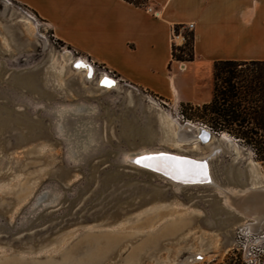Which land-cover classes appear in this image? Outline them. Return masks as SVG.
<instances>
[{"label":"rangeland","instance_id":"rangeland-1","mask_svg":"<svg viewBox=\"0 0 264 264\" xmlns=\"http://www.w3.org/2000/svg\"><path fill=\"white\" fill-rule=\"evenodd\" d=\"M31 14L0 0V264H174L198 253L204 257L197 264H264V224L258 235H246L239 223L229 227L236 219L216 210L220 202L211 190L173 194L119 160L159 147L210 155L196 141L177 144L163 119L170 114L180 125L192 124L194 134L212 131L194 116L197 106L170 104L114 73L117 87L98 89L108 69L56 40ZM184 51L189 60L190 48ZM76 59L94 63L89 80L74 69ZM197 82L202 94L213 95V73H200ZM64 108L91 115L102 131L101 144L84 161L68 160L60 137L65 126L54 132V114ZM229 130L237 156L229 158L232 148L220 143L222 151L209 159L213 180L226 187L234 178L244 186L248 177L264 186V161L233 136L235 127Z\"/></svg>","mask_w":264,"mask_h":264},{"label":"crops","instance_id":"crops-1","mask_svg":"<svg viewBox=\"0 0 264 264\" xmlns=\"http://www.w3.org/2000/svg\"><path fill=\"white\" fill-rule=\"evenodd\" d=\"M52 36L127 84L202 106L198 76L218 61L264 62V0H12ZM194 25V59L174 60L173 29Z\"/></svg>","mask_w":264,"mask_h":264},{"label":"bare ground","instance_id":"bare-ground-1","mask_svg":"<svg viewBox=\"0 0 264 264\" xmlns=\"http://www.w3.org/2000/svg\"><path fill=\"white\" fill-rule=\"evenodd\" d=\"M30 24L34 27L35 25L33 22L29 21ZM36 37V36H35ZM64 58L66 61H71L72 56L70 53L64 54ZM74 69L76 71H83L85 73L86 80H89L94 75V67L86 60L84 59H76L74 62ZM118 85L117 81L107 75L102 74V76L98 80V89L103 91H111L114 88H116ZM79 112L80 110H69V109H59L56 112V121L54 123V128L59 129V131L62 130V128L65 126L66 131L65 133L61 134V138L63 139L65 145L67 146V152L69 154V161L76 162L81 161L82 158H84L86 155L92 153L98 146L100 141L102 140V134L100 131V127L95 125L94 120L92 119L91 115L84 116L81 115ZM72 117L73 121L68 123L69 125L66 126L63 122L66 118ZM70 118V119H72ZM164 120L168 122L169 127L171 128L173 132L172 139L178 144L182 143L184 141H196L197 143L203 144L206 147L211 148V154L204 156V157H196V156H189L180 152H175V155H183V156H189L197 160H203L205 161L204 164L198 163V164H190V163H180L178 160H171L167 157V159H159L152 162L153 169L157 171H161L163 173H168V175H172L174 177H182V178H190L192 180H204L202 173L206 172L207 177L209 178V181L207 183H199L197 185H194V187H205V188H211L214 190L220 197H222L223 204L229 207L232 210H236L240 215L245 214V212H249L248 210H245L243 206H236L235 203H233V199L239 195L244 194L248 191H264V186H254L253 184L249 186H244L242 188L236 186H226L223 187L221 184L216 183L213 180L212 173H211V167H210V157L217 153L219 150L222 151V147L220 143H216L215 139L213 138L210 130H207L203 127L202 131L204 132L200 137V134L202 131L200 128L197 129V133H193V129H196L194 125L186 123L185 125H180L177 120L173 119V117L170 114H166V116L163 118ZM56 131V130H55ZM57 134V133H56ZM210 134V139L206 140L205 135ZM222 136V141L220 142H226L232 150L236 151L235 144L236 142L233 141L229 136L226 134H220ZM218 147H216V146ZM179 146V145H178ZM161 150V152H171V150H167L164 148L159 149H153V148H146L141 149L133 154L128 153L123 156V161L129 162L132 164V159H135L136 157H142L148 154H154L158 153V151ZM72 159V160H71ZM203 177V178H202ZM165 180V179H163ZM188 185V184H186ZM173 189L175 192H181L182 185L173 183ZM256 199L252 201L253 204H256V202L260 203V200ZM251 202V201H250ZM262 204H264V201H261ZM52 202H49L48 204H45L44 207L47 205H51ZM261 207H258V204H256L251 211H258ZM239 223V224H238ZM239 230L244 232L246 235H258V233L262 230L264 220L259 221L254 218V220H243L240 222H237ZM203 253L194 254L188 258H186L184 261H178L174 264H197L201 260H203Z\"/></svg>","mask_w":264,"mask_h":264},{"label":"trees","instance_id":"trees-1","mask_svg":"<svg viewBox=\"0 0 264 264\" xmlns=\"http://www.w3.org/2000/svg\"><path fill=\"white\" fill-rule=\"evenodd\" d=\"M125 1L139 4L137 0ZM191 36L184 47H173L174 60L193 61L194 38ZM185 48H190L189 60L183 58ZM195 113L194 116L206 121L213 132L226 134L229 127H235L233 136L255 149L264 161V62H215L212 100L195 107Z\"/></svg>","mask_w":264,"mask_h":264},{"label":"water","instance_id":"water-1","mask_svg":"<svg viewBox=\"0 0 264 264\" xmlns=\"http://www.w3.org/2000/svg\"><path fill=\"white\" fill-rule=\"evenodd\" d=\"M55 117H56V113L54 114ZM70 122V121H69ZM68 122V123H69ZM200 130L202 131V128H200ZM54 132L56 134V131H55V128H54ZM213 138L215 139V142L216 143H222L220 141H222V136L220 135V133H216V132H212L210 131ZM204 132L202 131V133L200 134V137L202 136ZM57 135V134H56ZM206 136V140H209L210 139V134L209 135H205ZM202 140H205L203 139V137H201ZM101 144V142L99 143V145ZM236 146V144H235ZM160 148V147H159ZM97 149V148H96ZM95 149V150H96ZM94 150V151H95ZM232 150V149H231ZM233 151V152H232ZM232 154L229 155V158H233L235 159L236 156H237V153L236 151L232 150ZM135 153V152H133ZM131 153V154H133ZM175 152L174 151H171V152H161V150L158 151V153H154V154H148V155H145V156H152V157H167L171 160H178L179 162H188L190 164H198V163H202L204 164L205 161L203 160H197V159H194L192 157H189V156H183V155H175L174 154ZM184 153V152H182ZM91 154V153H90ZM86 155L84 158L81 159V161H84L85 159L88 158V156L90 155ZM186 155H189L187 153H184ZM123 156L124 155H121L119 157V160L122 164H125L126 166L130 167L132 169L133 172L137 173V174H141V175H144L146 176L147 178L149 179H154L155 182H158V184L162 185V186H166V187H169L170 190L172 191L173 194H178V192H175L174 189H173V183H176V184H181L182 185V188H181V193L187 191V190H190V189H206V190H211L215 197L219 200L220 202V208L216 209L218 212H223L227 217H229L228 219L232 220V219H236V221H231V225H229V227H232V225L234 223H237V222H240V221H243V220H254L257 219L259 221H263L264 220V204L261 203V201H264V191H248V192H245L244 194L242 195H239L237 197H235L233 199V203H235L236 206H243V208L245 210H248L249 212H245V214L243 215H240V213H238L236 210H232L230 209L229 207H227L226 205L223 204V201H222V197H220L214 190H212L211 188H205V187H194V185H197L199 183H207L209 181V178L207 177V179L203 178L204 180L202 179H198V180H192V179H188V178H182V177H174L172 175H168V173H163L161 171H157L151 167H142L141 164H138L137 163V160H140L142 157H136L135 159H132V164L129 163V162H125L123 161ZM248 167V164L246 165ZM165 179V180H163ZM246 181H248L244 186H249L250 185V179L247 177ZM231 182H233L232 184L229 183L227 185L229 186H238L240 188L244 187V186H240L238 185V183L236 182V180L234 178L231 179ZM235 183V184H234ZM188 184V185H186ZM257 201V199L260 200V203L259 202H256V204H258V207L260 206L261 209L258 210V211H251V209L256 205V204H253L252 201L255 200ZM258 200V201H259ZM251 201V202H250ZM226 217V218H227ZM225 218V220H226Z\"/></svg>","mask_w":264,"mask_h":264},{"label":"built area","instance_id":"built-area-1","mask_svg":"<svg viewBox=\"0 0 264 264\" xmlns=\"http://www.w3.org/2000/svg\"><path fill=\"white\" fill-rule=\"evenodd\" d=\"M31 15H32V17L34 19L36 18V16L34 14H31ZM193 29H194V25L193 24L188 25L187 27H182V28H180L178 30L176 28H174L173 29V44H174V47H176V48L184 47V45L187 42V36H185L184 33L192 32ZM92 65H94V63ZM106 73L108 75L113 74V72L111 70H107ZM158 102L165 104V102L162 101V100H158Z\"/></svg>","mask_w":264,"mask_h":264},{"label":"snow or ice","instance_id":"snow-or-ice-1","mask_svg":"<svg viewBox=\"0 0 264 264\" xmlns=\"http://www.w3.org/2000/svg\"><path fill=\"white\" fill-rule=\"evenodd\" d=\"M159 159H167L165 157H152V156H144L140 160H137L138 164H141L142 167H152V162ZM180 163H188V162H180ZM202 175L205 179H207V173L203 172Z\"/></svg>","mask_w":264,"mask_h":264}]
</instances>
